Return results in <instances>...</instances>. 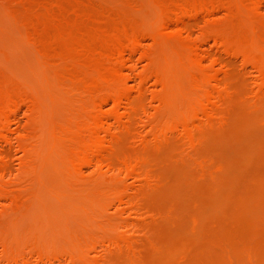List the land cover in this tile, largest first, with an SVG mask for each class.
<instances>
[{"label": "rangeland", "instance_id": "rangeland-1", "mask_svg": "<svg viewBox=\"0 0 264 264\" xmlns=\"http://www.w3.org/2000/svg\"><path fill=\"white\" fill-rule=\"evenodd\" d=\"M0 264H264V0H0Z\"/></svg>", "mask_w": 264, "mask_h": 264}, {"label": "bare ground", "instance_id": "bare-ground-1", "mask_svg": "<svg viewBox=\"0 0 264 264\" xmlns=\"http://www.w3.org/2000/svg\"><path fill=\"white\" fill-rule=\"evenodd\" d=\"M107 73H108V72H107ZM102 78H103V77H102ZM185 120H186V119H185ZM185 120H183V122L185 123L184 126H185V125L187 126V125H188V122H185ZM186 121H187V120H186ZM181 122H182V121H181ZM181 124H182V123H181ZM186 126H185V127H186ZM188 127H189V126H188ZM93 142H94V141H93ZM101 142H102V141H101ZM103 143H104V142H103ZM103 143H102V147H103ZM92 145H93V144H92ZM96 145H97V144H96ZM96 145H93V148H94V150H96V149L98 148V149H97L98 151L96 150V153L98 152V153H97L98 155H96V153H95L94 151H92V152H94V153H95L94 156H95V157L97 156L96 158H98V157H99V153H100V152H99V149H101L102 147H101V145H99V144H98L97 146H96ZM99 146H100V147H99ZM95 147H97V148H95ZM91 148H92V147H91ZM91 150H92V149H91ZM101 150H102V149H101ZM82 153H83V151H82ZM90 154H91V153H90ZM90 154H89V155H90ZM102 155H103V154H102ZM94 156H93V157H94ZM90 157H91V156H90ZM86 158H87V157H86ZM78 159H79V158H78ZM81 159H82V157H81ZM77 161H78V160H77ZM83 163H84V162H83ZM126 163H127V161H126ZM126 163H124V164L127 165ZM138 163H139V162H138ZM138 163H137V164H138ZM128 164H130V163L128 162ZM84 165H85V164H84ZM131 165H133V164L131 163ZM131 165H130V166H131ZM134 165H136V164H134ZM138 165H139V164H138ZM128 166H129V165H128ZM136 166H137V165H136ZM136 166H135V167H136ZM80 167H81V166H80ZM132 167H133V166H132ZM132 167H131V168L129 167V168L131 169V171L134 170L133 172H135V169H133ZM138 167H139V166H138ZM127 168H128V167H127ZM136 171H137V170H136ZM194 215H195V214H194ZM197 215L199 216V213H198ZM180 234H181V233H180ZM180 234H177L176 236H179ZM187 235H188V234H187ZM181 236H182V234H181L179 237H180V238H183V237H181ZM180 238H179V239H180ZM184 239H185V238H184Z\"/></svg>", "mask_w": 264, "mask_h": 264}]
</instances>
